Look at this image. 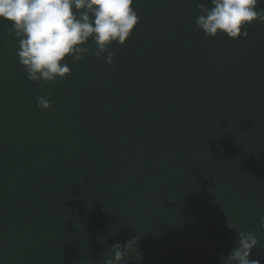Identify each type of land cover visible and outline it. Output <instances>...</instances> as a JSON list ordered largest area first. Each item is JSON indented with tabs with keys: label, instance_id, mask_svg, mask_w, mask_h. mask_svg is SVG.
Masks as SVG:
<instances>
[{
	"label": "trees",
	"instance_id": "trees-1",
	"mask_svg": "<svg viewBox=\"0 0 264 264\" xmlns=\"http://www.w3.org/2000/svg\"><path fill=\"white\" fill-rule=\"evenodd\" d=\"M198 4L133 0L112 64L90 39L53 82L0 18V264H105L134 238L125 264H229L238 231L264 248V23L206 36Z\"/></svg>",
	"mask_w": 264,
	"mask_h": 264
},
{
	"label": "clouds",
	"instance_id": "clouds-1",
	"mask_svg": "<svg viewBox=\"0 0 264 264\" xmlns=\"http://www.w3.org/2000/svg\"><path fill=\"white\" fill-rule=\"evenodd\" d=\"M260 2L211 0V8L198 4L202 14L196 18V25L210 37L218 33L230 38L247 37V31L242 32L244 25L264 23V11L256 10ZM132 4L133 0H0V18L12 22L11 31L19 42V63L28 80L53 82L70 74L66 56L80 61L89 52L83 45L90 39L95 46L93 54L112 64L115 54L109 46L113 42L123 45L139 22ZM37 107L50 110L51 100L40 96ZM259 219L264 227V216ZM135 243L134 238L112 244V255L105 264H125L124 258ZM254 248L264 249L257 235L238 231L235 247L228 255L229 264H261L260 253L254 254Z\"/></svg>",
	"mask_w": 264,
	"mask_h": 264
}]
</instances>
